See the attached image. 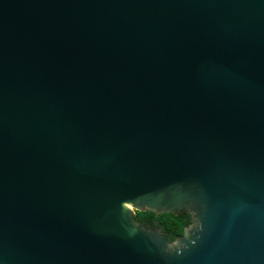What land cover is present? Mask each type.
Masks as SVG:
<instances>
[{
    "label": "water",
    "instance_id": "obj_1",
    "mask_svg": "<svg viewBox=\"0 0 264 264\" xmlns=\"http://www.w3.org/2000/svg\"><path fill=\"white\" fill-rule=\"evenodd\" d=\"M0 264H264V0H0Z\"/></svg>",
    "mask_w": 264,
    "mask_h": 264
},
{
    "label": "trees",
    "instance_id": "obj_2",
    "mask_svg": "<svg viewBox=\"0 0 264 264\" xmlns=\"http://www.w3.org/2000/svg\"><path fill=\"white\" fill-rule=\"evenodd\" d=\"M135 220L145 227H159L171 242L182 235L184 229L190 225L191 215L185 210L177 213L161 212L158 214L150 210H143L135 212Z\"/></svg>",
    "mask_w": 264,
    "mask_h": 264
}]
</instances>
